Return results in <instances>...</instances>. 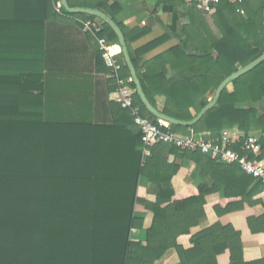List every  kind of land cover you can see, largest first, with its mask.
<instances>
[{
  "label": "trees",
  "instance_id": "trees-1",
  "mask_svg": "<svg viewBox=\"0 0 264 264\" xmlns=\"http://www.w3.org/2000/svg\"><path fill=\"white\" fill-rule=\"evenodd\" d=\"M8 1L0 3V264H92L88 153L66 135L67 126L49 124L44 118V19H56L60 13L78 16L99 26L97 37L119 44L118 37L95 16L72 14L63 8L57 11L59 0H46L47 12L42 17L35 14L38 7L35 0L29 2L30 15L23 11L9 13L14 7ZM213 9L221 29L220 39L209 32L210 46H200L194 54H187L186 49L177 46L162 56L167 64L179 68L172 80H165L164 74L159 78L156 95L161 105L148 94L145 75L133 56L130 38L125 36L148 99L159 111L181 121L192 120L211 102L226 78L264 54V9L240 14L237 5L229 1L216 4ZM23 28H27L26 32ZM144 33L141 31L136 38ZM189 55L197 57L196 64L184 68ZM99 59L102 60L101 54ZM120 59L124 64L121 78L131 79L122 54ZM232 85L234 92L226 88L217 104L195 125H171V129L185 136L206 134L209 139H219L225 130L237 129L244 137L259 134L264 144V62ZM131 86L136 90L133 82ZM134 98L142 107L143 116L156 122L137 93ZM156 145L160 143L153 144L152 149ZM234 149L245 154L240 145ZM173 150L205 169L206 156L201 150L181 151L174 147ZM217 162L216 156L207 159L209 168L224 171V166ZM231 166L240 170L237 163ZM227 169L230 174V168ZM259 186L251 196L261 194L264 185L259 182ZM209 193L202 190L199 196L174 204L176 224L182 225L179 233H188L205 215ZM221 235L230 248L232 264H246L239 233L220 225L193 237L191 251L180 249L176 243L181 264H217L216 246ZM149 240L154 247L155 238L150 236Z\"/></svg>",
  "mask_w": 264,
  "mask_h": 264
},
{
  "label": "crops",
  "instance_id": "crops-1",
  "mask_svg": "<svg viewBox=\"0 0 264 264\" xmlns=\"http://www.w3.org/2000/svg\"><path fill=\"white\" fill-rule=\"evenodd\" d=\"M30 1L11 0L14 8L9 13L32 14ZM35 1V14L42 17L47 12L46 0ZM68 1L71 7L99 10L120 26L131 40L148 94L160 105L156 95L159 78L164 74L165 80H172L179 68L167 64L162 56L177 46L194 54L198 47L211 45L209 32L219 39L222 36L216 10L207 13L184 0ZM229 3L236 4L240 14L264 9V0ZM85 21L62 13L56 19H44V118L49 124L67 126L66 135L88 153L92 264H128L129 260L130 264H181L176 243L180 249L191 251L192 238L216 225L232 227L239 233L246 264H264V188L261 194L251 196L260 188L259 182L241 167V171L234 170L232 164L218 160L224 171L209 168L210 156L202 152L206 156L204 169L168 144L154 146L143 166L140 129L130 111L119 103L117 81L103 58L99 59L97 37L83 31ZM141 31L144 35L136 38ZM196 58L189 55L184 68H192ZM227 89L230 93L235 90L232 84ZM231 131H237L243 140L239 130ZM197 136L209 139L206 134ZM202 190L211 192L205 215L188 233H179L182 225L176 224L174 204L197 197ZM150 236L155 238L154 247ZM219 243L217 264H232L230 248L222 235Z\"/></svg>",
  "mask_w": 264,
  "mask_h": 264
},
{
  "label": "built area",
  "instance_id": "built-area-1",
  "mask_svg": "<svg viewBox=\"0 0 264 264\" xmlns=\"http://www.w3.org/2000/svg\"><path fill=\"white\" fill-rule=\"evenodd\" d=\"M187 4H197L207 13L212 7L224 1L230 0H184ZM62 10V4L58 2L57 11ZM264 17V11H263ZM83 31L97 37L99 26L87 21L83 23ZM98 49L101 53L111 76L117 81L119 103L122 108L129 110L136 125L141 132L142 165L145 166L152 156V147L156 143L168 144L181 151L201 150L208 156H216L224 164L237 163L242 170L253 176L257 182L264 185V144L261 137L256 134L244 137L240 141L237 131L225 130L219 139H204L200 136H183L174 132L171 125L158 120L155 122L149 116H143V109L135 103L136 90L131 86L132 79L123 80L121 73L124 64L119 58L121 49L118 44H112L107 38L97 37ZM240 143L241 150L245 154L236 151L234 147Z\"/></svg>",
  "mask_w": 264,
  "mask_h": 264
},
{
  "label": "water",
  "instance_id": "water-1",
  "mask_svg": "<svg viewBox=\"0 0 264 264\" xmlns=\"http://www.w3.org/2000/svg\"><path fill=\"white\" fill-rule=\"evenodd\" d=\"M62 8L70 13H82L87 14L89 16H95L102 21H104L106 24H108L112 30L116 33L118 37V42L121 47V52L125 61V64L130 72L132 82L136 88V93L141 101V103L144 105V107L147 109V111L154 116L158 120H162L170 125L173 126H193L195 125L200 119L204 117V115L209 112L218 102L221 94L223 91L227 88L228 85L232 84L235 80L242 77L243 75L249 73L253 69H255L257 66H259L262 62H264V54L257 58L252 63L246 65L245 67L240 68L237 72L233 73L231 76L226 78L218 87V89L215 92V95L211 102L206 105L192 120L190 121H181L175 118H172L170 116L165 115L161 111H159L156 107L152 105L150 100L148 99L146 92L138 79L137 72L135 69V65L133 63V60L130 55L129 46L126 42V38L124 35V32L120 28V26L110 17H108L105 13L92 9V8H82V7H71L69 5L68 0H61Z\"/></svg>",
  "mask_w": 264,
  "mask_h": 264
}]
</instances>
